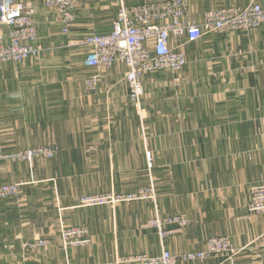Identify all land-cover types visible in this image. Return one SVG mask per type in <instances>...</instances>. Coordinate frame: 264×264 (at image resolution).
I'll return each instance as SVG.
<instances>
[{
  "label": "crops",
  "instance_id": "crops-1",
  "mask_svg": "<svg viewBox=\"0 0 264 264\" xmlns=\"http://www.w3.org/2000/svg\"><path fill=\"white\" fill-rule=\"evenodd\" d=\"M18 1L35 8L38 44L45 50L37 62L0 66V129L6 133L0 145L10 149L5 152L55 141L61 156L86 157L78 168L87 171L85 179L94 180V191L103 188L104 172L107 189L116 185L128 191L147 185L151 174L159 212L183 213L189 220L182 232L162 242L155 230L141 228L154 215L149 202L115 211L76 207L67 221L87 224L92 244L66 251L54 241L32 252L24 259L27 264H136L120 259L159 255L163 249L174 254L201 250L213 236H228L242 248L264 231V214L247 211L250 186L264 180V26L249 33H207L193 43L173 39L187 56L182 79L170 72L148 74L137 108L129 98L125 65L87 68L83 41L88 34L110 32L122 2L132 6L153 0L79 2L76 22L65 34L43 0ZM251 2L264 0H189L188 17L199 21L206 11ZM94 72L101 78L98 90L90 92L85 79ZM27 123L29 131L22 126ZM147 151L154 156L152 169ZM36 172L37 181L54 177L39 176V165ZM20 176L7 177L0 167V185ZM78 177L61 187L65 195L73 183L79 193L86 192ZM16 199L0 200V264L21 262L20 242L44 230L39 212L24 213ZM39 199L30 201L39 206ZM65 202L71 205L73 199ZM11 242L18 247L14 253L7 250ZM236 264H264V248L244 249Z\"/></svg>",
  "mask_w": 264,
  "mask_h": 264
},
{
  "label": "built area",
  "instance_id": "built-area-1",
  "mask_svg": "<svg viewBox=\"0 0 264 264\" xmlns=\"http://www.w3.org/2000/svg\"><path fill=\"white\" fill-rule=\"evenodd\" d=\"M86 0H43L53 12L54 21L61 24L68 33L76 22L77 5ZM189 0H153L136 5L120 4L117 17L108 33L88 34L83 45L88 48L84 64L87 68L107 69L117 63L126 67L125 80L129 87L130 101L140 108L144 98V77L152 72L169 71L180 74L187 65V56L180 45L174 46L173 39L196 42L207 33L220 31L252 32L264 26V2H251L245 6L234 5L206 11L201 20L188 17ZM36 10L16 0L0 1V63L24 62L39 58L42 49L38 44L39 30L36 24ZM7 28V33H5ZM100 74L94 72L85 79L86 89L96 92ZM52 150H36L28 156H38ZM19 185H0V200L18 195ZM88 204H103L94 197L83 200ZM251 213H264V184L251 189L248 204ZM174 223L182 227L185 222L176 218ZM150 224V223H149ZM152 227L160 231L163 241L172 231H163V223L157 220ZM75 232H64L65 240ZM81 235V232H80ZM73 237V236H72ZM70 239V238H69ZM264 246V234L261 236ZM87 243L82 239L77 244ZM46 240L35 242L33 249L46 247ZM243 248H237L228 236H215L206 241L205 248L195 252L175 255L163 249L159 255H143L130 259L139 264H236ZM18 264H26L18 263Z\"/></svg>",
  "mask_w": 264,
  "mask_h": 264
},
{
  "label": "rangeland",
  "instance_id": "rangeland-1",
  "mask_svg": "<svg viewBox=\"0 0 264 264\" xmlns=\"http://www.w3.org/2000/svg\"><path fill=\"white\" fill-rule=\"evenodd\" d=\"M16 1L21 2L18 0ZM21 3L25 6V10L32 8V7L26 6L24 2H21ZM61 31L63 34H65L63 32V29ZM39 46L41 47L42 52H43L45 50L44 46H42L40 43H39ZM37 59L38 58L28 59L26 61L34 60L35 62H37L39 60ZM8 63H15V62L0 63V66L4 64H8ZM18 63H23V62H18ZM184 69L181 71L180 74H174V75H177L179 76L178 77L179 79H182V74H183ZM158 72H161V71H158ZM162 72H169V71H162ZM152 73H156V72H152ZM183 79H184V76H183ZM173 81L177 82V80H173ZM22 126H24V128L28 131L31 128L30 127L31 125L29 123L22 124ZM2 134H6V133H4L2 129H0V137L1 136L4 137ZM8 147L9 146L5 143L0 145V167L3 169V174L6 175L7 177L16 178L17 175H21L20 176L21 180L5 182V183L6 184L15 183L19 185L18 195L13 198L15 199L17 198L16 200L21 201L20 204L23 208L24 213L29 210H37L39 212V215H38L39 219L43 220L42 227L44 229L42 231V236L38 238H33V239L24 238L20 242L18 247L20 248L21 246V252L23 253L24 256L21 262L19 261L16 264L24 263V262L26 263L24 259L26 258L27 260L30 254H32V252H36L42 248H46L49 245H51L54 241L55 242L58 241L61 247L66 251L70 248L90 246L93 242V237L91 235L90 227L84 223L73 225V224H70L69 221H67V218H68L67 214L69 210L76 208V207L79 209H94V208H101V207L107 208L108 207L110 210L115 211L120 206L131 207L133 206V204L135 205V204H141L144 202H149L153 206L154 215L150 219L146 220V222L141 225V228L155 230L158 234V237L160 238L159 229L152 227L150 224L151 223L154 224L157 220H161L163 223H165V225H163V231H172L171 234L166 237L168 238L169 236H172L176 232H182L188 226L189 220L187 216L183 213L161 214L159 212L158 210L159 194L155 186L154 177L151 174H150L149 182L147 185L140 186L134 190L128 191V190H119L117 189L116 185H114V187L111 189H107L106 187L108 185V181L105 180L106 174L104 172L103 179H102L103 188L94 191L95 189L94 180H92L91 178L85 179V176L88 175L87 171H84L78 168L79 166L78 164L85 163V158H86L85 156H79V155L61 156L60 155L61 148L58 145V143H56L55 141H50L49 144L44 143L43 145H39V146L28 145L27 147L18 148L13 152H5V150L10 151ZM36 150H52L55 153H53L52 156L46 152L38 156H31V157L28 156L29 154H32ZM146 159H147L148 168L152 169L154 165L153 164L154 156L152 155L150 151L146 152ZM37 165H39L40 170H42L43 172V173L39 172L40 173L39 176L47 175L48 173L49 175H52L54 177L50 181L46 179V181H49V182H46L45 178H42L40 179V181H37V172H36ZM70 166H74L76 168L73 171H70L69 170ZM66 168H68V170ZM80 175H82L83 177L81 185L84 186L83 190L86 192L79 193V190L75 188L76 184L73 183V187H74L73 191L70 188V190H68L69 192H67V194L65 195L62 190L63 188L61 189V187L66 184L68 185L66 181L77 182L79 180L78 176ZM112 177L115 178V175H112ZM262 184H264V180L260 183L253 184L250 186V198H251L252 187L262 185ZM87 186L91 187V191L85 190ZM32 190H38V191L33 192ZM34 197L40 198L38 201L39 202L38 204H40L39 206H36L34 203H31L30 199L31 198L34 199ZM88 197H94L97 200H100L104 203L103 204L84 203L83 200ZM10 199H12V197ZM66 199L67 200L73 199V203L69 205L68 203L65 202ZM2 200H6V199H2ZM249 202H250V199H249ZM248 204H247L248 213L250 215H257V213L249 212ZM176 218H179L180 220H183L185 222V224L182 227H179L180 231L177 230L178 225L174 223V220ZM47 227H48V230L53 231L52 234H49L47 232L48 231ZM28 229L29 230L34 229V226H30ZM64 232H70V233L75 232V234L71 235L69 237L70 239L68 238V240H65L64 235H63ZM80 232H81V235H80ZM263 234H264V231L260 233L259 235H257L255 238H253L244 247H242L243 250L251 248V247L264 248V246H261L262 245L261 236ZM37 239L46 240V244L48 245L46 247L44 246L38 249H33V246L35 242L37 241ZM82 239L85 240L87 243L83 245L77 244L80 241H82ZM162 242H164V240ZM18 247H16V244L12 242L7 244V250L9 249L11 253H14L18 249ZM195 251H198V250L185 251L180 254L183 255L185 253L195 252ZM143 255L149 256L150 254L139 253V254L129 255L124 258L122 257L120 261L136 263V262L129 261V260L132 259L133 257L143 256ZM175 255H178V254H175ZM150 256H153V255H150ZM136 264H139V263H136Z\"/></svg>",
  "mask_w": 264,
  "mask_h": 264
}]
</instances>
